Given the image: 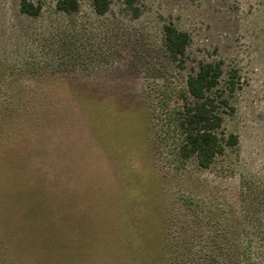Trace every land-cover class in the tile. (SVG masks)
Wrapping results in <instances>:
<instances>
[{
  "label": "rangeland",
  "instance_id": "374dc122",
  "mask_svg": "<svg viewBox=\"0 0 264 264\" xmlns=\"http://www.w3.org/2000/svg\"><path fill=\"white\" fill-rule=\"evenodd\" d=\"M28 1L37 16L0 0V264H198L226 225L260 243L264 0ZM167 24L189 35L181 63ZM202 62L237 136L208 168L177 125Z\"/></svg>",
  "mask_w": 264,
  "mask_h": 264
},
{
  "label": "trees",
  "instance_id": "16d2710c",
  "mask_svg": "<svg viewBox=\"0 0 264 264\" xmlns=\"http://www.w3.org/2000/svg\"><path fill=\"white\" fill-rule=\"evenodd\" d=\"M81 0H55L57 10L73 12L79 7ZM98 14L108 10L110 0H90ZM129 4L130 1H128ZM20 11L29 16H37L40 7L28 0H20ZM164 45L167 53L176 62L181 63L185 49L189 43V35L171 24L163 27ZM222 75L219 62H202L198 70L187 77L186 94L182 110L179 112L178 128L183 135L179 147L183 159L194 157L197 165L208 168L215 157L224 153L225 148L237 144V136L230 134L227 138L218 134L223 118L221 105H227L226 98L213 96V89L218 85ZM230 91L234 89L231 81ZM219 100V101H218ZM261 227V226H260ZM205 243L203 261L198 264H264V235L255 246L253 238L241 242L234 228L226 225ZM259 245V247H257ZM261 253L260 259L253 256Z\"/></svg>",
  "mask_w": 264,
  "mask_h": 264
}]
</instances>
